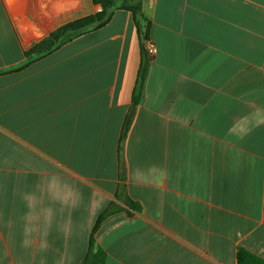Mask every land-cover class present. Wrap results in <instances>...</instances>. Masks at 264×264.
Masks as SVG:
<instances>
[{
    "label": "crops",
    "instance_id": "1",
    "mask_svg": "<svg viewBox=\"0 0 264 264\" xmlns=\"http://www.w3.org/2000/svg\"><path fill=\"white\" fill-rule=\"evenodd\" d=\"M76 1L0 0V264H81L112 204L106 264L264 262V0H143L156 55L120 10L30 64Z\"/></svg>",
    "mask_w": 264,
    "mask_h": 264
},
{
    "label": "trees",
    "instance_id": "2",
    "mask_svg": "<svg viewBox=\"0 0 264 264\" xmlns=\"http://www.w3.org/2000/svg\"><path fill=\"white\" fill-rule=\"evenodd\" d=\"M92 3L96 6L101 7V11L94 14L89 15L75 21L69 22L66 25L60 27L55 30L49 37L32 47V49L28 52L29 57L31 58V62H36L42 60L54 52L58 51L60 48L65 46L66 44L72 42L73 40L86 35L88 33H92L104 28L106 25L110 23L116 11L124 10L132 13L134 17V24L138 29V34H140L141 38V47L142 53L145 57L148 56L145 51V40H149V28L150 22L146 18L144 14V2L143 0H92ZM147 63H144L140 72V82H138V92H141L145 76H146ZM138 104V96H134V106L130 114L128 115L121 138V143L124 142L129 128L131 127L134 109ZM120 143V144H121ZM127 178V168L126 162L122 155L119 158V181L121 182L118 187L117 199L124 203L126 207L131 210H138V206L129 198L124 197L123 190L125 186L123 182H125ZM122 211V208L118 207L117 204H112L109 208L100 216L98 222L92 232V236L90 238L89 251L84 258L85 260L81 264H106L107 261V253L106 251L97 245L95 235L99 230L102 222L106 220L109 216L119 213ZM237 264H264L263 260L255 256L254 254L244 250L239 249L237 253Z\"/></svg>",
    "mask_w": 264,
    "mask_h": 264
},
{
    "label": "rangeland",
    "instance_id": "3",
    "mask_svg": "<svg viewBox=\"0 0 264 264\" xmlns=\"http://www.w3.org/2000/svg\"><path fill=\"white\" fill-rule=\"evenodd\" d=\"M98 9L99 8L92 3V0H77L73 6V9L70 11V13L62 14L60 21L62 24L66 23V22H72V21H75L77 19L89 16V15H94V14L100 12L101 10L99 9V11H98Z\"/></svg>",
    "mask_w": 264,
    "mask_h": 264
},
{
    "label": "built area",
    "instance_id": "4",
    "mask_svg": "<svg viewBox=\"0 0 264 264\" xmlns=\"http://www.w3.org/2000/svg\"><path fill=\"white\" fill-rule=\"evenodd\" d=\"M144 44H145V51L147 52V54L149 55V56H154V55H156V53H157V48H156V46L154 45V43H152L150 40H145L144 41Z\"/></svg>",
    "mask_w": 264,
    "mask_h": 264
}]
</instances>
